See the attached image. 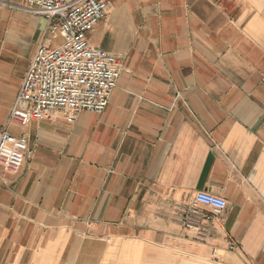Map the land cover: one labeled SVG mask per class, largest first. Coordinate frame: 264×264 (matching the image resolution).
Returning a JSON list of instances; mask_svg holds the SVG:
<instances>
[{
	"label": "crops",
	"instance_id": "1",
	"mask_svg": "<svg viewBox=\"0 0 264 264\" xmlns=\"http://www.w3.org/2000/svg\"><path fill=\"white\" fill-rule=\"evenodd\" d=\"M23 1L0 0V133L28 140L20 170L0 167V264H125L135 248L148 262L159 247L264 264V0H110L89 32L124 56L106 109L20 127L37 48L57 44Z\"/></svg>",
	"mask_w": 264,
	"mask_h": 264
},
{
	"label": "built area",
	"instance_id": "2",
	"mask_svg": "<svg viewBox=\"0 0 264 264\" xmlns=\"http://www.w3.org/2000/svg\"><path fill=\"white\" fill-rule=\"evenodd\" d=\"M110 0H24L22 8L47 19L48 35L57 43L42 42L9 116L20 127L61 111L75 123L84 111L102 113L110 102L123 66L116 56L94 46L89 32L108 14ZM28 140L7 129L0 133V167L16 172L24 164ZM195 204L221 213L227 201L210 192H198ZM192 214H196L193 212ZM186 214L188 227L200 230L201 222ZM233 248V247H231Z\"/></svg>",
	"mask_w": 264,
	"mask_h": 264
},
{
	"label": "rangeland",
	"instance_id": "3",
	"mask_svg": "<svg viewBox=\"0 0 264 264\" xmlns=\"http://www.w3.org/2000/svg\"><path fill=\"white\" fill-rule=\"evenodd\" d=\"M165 249L167 248L165 247ZM165 249L163 247H159L158 252H154V255H149L148 262L147 258L144 256L142 248H135L134 250H136L137 253L124 255L122 258L125 264H198V261L201 260V257L199 255H193L190 252H185L182 250L173 251L172 249H170V251H173L177 254L176 256L180 257L178 260V257L174 256L177 259L174 261L172 259L173 257H166ZM208 259L212 264H221L214 259H210V257ZM203 264H205V261L203 262Z\"/></svg>",
	"mask_w": 264,
	"mask_h": 264
}]
</instances>
